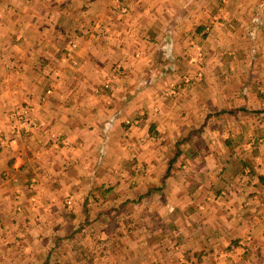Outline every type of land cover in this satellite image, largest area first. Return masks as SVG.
<instances>
[{
	"label": "crops",
	"instance_id": "1",
	"mask_svg": "<svg viewBox=\"0 0 264 264\" xmlns=\"http://www.w3.org/2000/svg\"><path fill=\"white\" fill-rule=\"evenodd\" d=\"M118 1L115 10L99 5L89 19L73 15L67 5L61 12L71 19L70 40L78 45L75 54L88 79L74 88L65 85L64 93L46 101L29 100L38 129L17 144L0 145V251L16 243L29 250L22 257L43 264H264V143L251 145L264 138V0H225V9L247 12L246 19L238 13L235 23L250 33L248 47L239 52L250 65H156L146 72L133 70L132 62L139 81L103 95V89L94 92L100 75L120 62L143 66L163 53L188 64L199 54H217L210 50L217 42L211 31L204 32L208 52L195 54L201 45L196 39L187 51L178 50L187 42L185 28L196 24L191 10L212 9L207 23L196 26L199 35L219 24L217 3ZM95 4L86 2L84 9ZM53 5L43 12L14 2L2 8L20 14L14 23L7 19L18 30L1 42L25 45L12 50L16 60L25 59L23 65L31 63V51L38 56L45 49L42 43L54 48L56 36H45V26L38 25ZM234 18L224 24L233 28ZM230 50L228 58H237ZM5 59L8 52L0 65ZM169 74L178 78H159ZM27 80L19 88L32 92L36 84ZM5 104L2 98L1 109ZM219 121L227 124L224 140L198 144L200 134L216 139Z\"/></svg>",
	"mask_w": 264,
	"mask_h": 264
},
{
	"label": "rangeland",
	"instance_id": "2",
	"mask_svg": "<svg viewBox=\"0 0 264 264\" xmlns=\"http://www.w3.org/2000/svg\"><path fill=\"white\" fill-rule=\"evenodd\" d=\"M122 3L125 2V0H121ZM234 1V0H233ZM9 2H14V4H22L25 5H33L36 7L37 11L40 9L42 12L47 9L49 6L50 8H53V4L56 3L57 7L53 10L51 16L43 17L41 20H44V23L39 21L38 25L45 26L41 27V31H44V35L46 36H56L57 41L55 42L54 48H49L50 45L42 43L41 47H44L45 49L40 52V54L37 56V53H33L31 51L29 53V57L31 58V63L28 64V62L25 61V65L27 67L25 68V65H23V60L25 59H17L16 55L13 51H19V48L22 50L25 45L20 44L19 46H7L6 43L3 44L1 42V38L10 37L9 34H14L18 30L14 25L6 24L7 19H10L9 21L14 23V21H18L20 19V14L18 12H12V13H6L1 12L2 8L4 10L5 6L9 4ZM88 2L90 4L96 3L95 7L89 8V11L84 9V4ZM119 3L118 0H0V43L3 44V46L0 48V57H5L6 53H9V60L5 59V64L0 65V100L3 98L5 99V105L1 109L0 106V145L3 144L6 146H9L10 144H17L18 142H21L22 140H19L23 137L24 134L31 133L33 130L38 129L39 125L36 124L38 121L33 117L35 116L34 110L36 107L35 105L29 101V100H36L39 99L41 101H46L49 99V96L53 95H59L64 93L63 88L66 85V87L70 86V88H74L75 85H80L82 82H86L88 79V75L85 77L84 74H87V71L83 67V60L80 59L76 54L75 51L77 49L76 45H73L75 42H71L70 35L71 30L68 28L67 21H71L69 17H66L64 13L61 12L66 10V7L70 9L69 12L78 13L80 18L83 19H89L90 14L94 13L95 10H98L99 5H105L109 4L108 6L111 8V10H115L114 7H112L113 3ZM183 1H180L181 4ZM203 2V3H202ZM211 0H184V3L187 7L189 6H206L207 5H213L214 3L218 4V10H217V16L219 19V24L215 26L214 24L212 27H205L204 30H201L199 35H196L197 32V25L202 24L205 25L207 23V20L210 19V14L212 15L211 11L212 9H208L205 11H194L191 10L192 14H196L193 16V21L196 22L194 28L192 30H189L185 28L186 30L183 32L184 34V40H186V43L178 44V50H185L187 51L186 44L189 42H192L194 39L199 40L200 44L198 48L196 49L195 54H197L200 49H204L205 52L209 51V41L207 38L204 37V32L207 35L210 31L212 34V40L216 39V44H212L211 46H214V48H211V51H215L217 54L215 57L207 59L202 58L203 54H199L198 58H195L194 60L188 59V64H185L183 62H186L184 60V57H181L179 59L177 58H171L174 56L168 55L170 57H166L165 54H161V56L158 58L160 60L156 59H147L146 63L138 67L135 65V63L138 65L139 62L136 60H130L129 63H127V66L123 64V62L118 63L117 65L111 66L108 71H105L104 74L100 75L103 81L98 80L97 85L94 88L95 90L99 89L97 92H101L103 89L104 92L103 95L113 92L116 87H126L129 84H131V80L138 82L139 81V75L137 73H134L135 71H132L130 68L133 66L132 62H134L133 70L135 68H138L140 71L143 70L144 67L146 68V72L153 69L156 65H159L158 69H163L164 67H173V66H209L216 64L218 67H226V66H237V67H245L247 65H250V62L252 61L250 59L245 60V58H239V52L245 51V49L248 47L246 43L247 36L250 35L248 31H246V27L239 25H236L235 21L240 18L238 13L241 15V17H244V13L246 14V11H238L237 9L228 8V6L225 9V0H212V3L210 4ZM55 5V6H56ZM125 5H121L120 7H123ZM78 8H80L78 10ZM126 8V7H123ZM202 8V7H201ZM77 10V11H75ZM91 11V13H90ZM187 11V10H186ZM169 12H176V10H171ZM190 12V11H188ZM103 13V12H102ZM111 13V11H110ZM236 16L237 18H234V24L233 28L230 27V24H224L225 20H230V17ZM3 16V17H2ZM111 17V16H110ZM119 18V17H118ZM131 18V16H130ZM113 19V18H112ZM246 19V16L244 17ZM189 20H191L189 18ZM228 23V22H227ZM239 23V22H238ZM1 24H3L5 27H1ZM209 27V28H208ZM28 28V27H25ZM39 28V27H37ZM28 33L31 32L32 36L35 32V30L27 29ZM152 32L153 36H158V33L156 29H149L148 31ZM259 31V30H258ZM260 33V31H259ZM261 34L264 35V29L261 30ZM4 37H1V36ZM72 43V44H71ZM168 43L171 45V40L168 41ZM71 45V48L68 46ZM193 45L190 43V46ZM198 45V44H196ZM230 49H233L237 53V58H228L226 52L231 51ZM13 50V51H12ZM73 50V51H72ZM172 48L169 47L167 52L172 53ZM15 51V52H16ZM19 58V57H18ZM163 59V60H162ZM169 59V60H168ZM177 59V60H176ZM30 60V59H29ZM2 61V62H4ZM193 61V63H192ZM250 61V62H249ZM192 63V64H189ZM32 64H35L36 69H30L32 67ZM129 64V65H128ZM24 67V74H22L21 69ZM141 67V68H140ZM132 71L133 74L129 75L128 71ZM166 70V69H165ZM21 71V72H20ZM33 73V74H32ZM137 74V75H136ZM2 77V78H1ZM163 77L165 81H168L169 79H176L178 76L174 74L169 75H159V78ZM27 80V82H32L31 85H35V88L31 91H28V89L21 90L19 88L20 85L24 83V80ZM143 78V77H142ZM119 79V81H118ZM146 81V80H145ZM174 84L176 82L174 80H171ZM235 85L240 83V77H234ZM89 83V81H87ZM116 82H118V85L115 86ZM144 83V82H143ZM102 86V87H101ZM43 95L40 97V95ZM85 91H82L83 97H85V94H83ZM122 92L123 91H118ZM161 92V91H160ZM98 94V93H97ZM101 94V93H100ZM163 94V92H162ZM224 110V109H223ZM222 112H218V114H221ZM219 118V116H218ZM221 118V117H220ZM219 118V119H220ZM29 120H33L34 124L29 125L27 122ZM208 125V124H207ZM211 126L213 124H210ZM227 124L223 123L222 121L217 122L216 124V139L212 137H203L202 134H200L201 139H196L198 144L203 146L206 144L207 141H211L212 143L215 142L217 144L221 143L225 137H223L225 134L221 133L222 131H225V126ZM42 127V125H41ZM40 127V128H41ZM39 128V129H40ZM204 127L201 126V132L206 130ZM207 131V130H206ZM239 142H241L243 145L250 144V142H247L246 139H241ZM185 145H188L190 142H184ZM193 143V142H192ZM195 143V142H194ZM264 143V138L259 137L256 139L255 144L251 143L253 147L260 146ZM172 144L174 145L175 142L172 140ZM3 145V146H4ZM12 159L11 155L8 156V159ZM10 159V160H11ZM7 189V188H6ZM11 189V188H10ZM69 204H71V201H68ZM13 243V241H11ZM12 250H1L0 251V264H43L41 263V259L38 258L35 261L31 262V260H26V258L22 257L24 252L27 251H21L19 247H17V244H12Z\"/></svg>",
	"mask_w": 264,
	"mask_h": 264
},
{
	"label": "built area",
	"instance_id": "3",
	"mask_svg": "<svg viewBox=\"0 0 264 264\" xmlns=\"http://www.w3.org/2000/svg\"><path fill=\"white\" fill-rule=\"evenodd\" d=\"M27 123H28L29 125L34 124L33 120H29Z\"/></svg>",
	"mask_w": 264,
	"mask_h": 264
}]
</instances>
